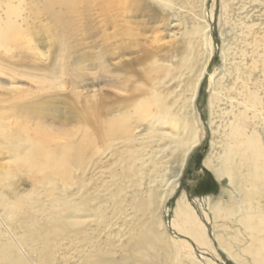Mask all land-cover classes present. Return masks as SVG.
Here are the masks:
<instances>
[{
    "label": "bare ground",
    "instance_id": "obj_1",
    "mask_svg": "<svg viewBox=\"0 0 264 264\" xmlns=\"http://www.w3.org/2000/svg\"><path fill=\"white\" fill-rule=\"evenodd\" d=\"M152 1L162 5V8L171 9L174 4L181 8L183 5V0L182 3L180 0ZM146 2L0 0V50L5 56L23 48L32 53L38 37L50 41L57 48V59L61 60L71 51L70 43L77 32L74 25L76 20L82 22L79 27H82V36L87 38L92 13L93 16L99 14L105 30H116L111 34H106L105 30L101 32L99 49L94 57L96 64H90L83 54L79 61L73 62L72 70L83 74L94 67L100 69L109 74L113 85L116 83L115 88L128 93L120 99L115 98L112 103L94 104L90 111L74 108L63 111L54 104V107H49L54 101L48 97V100L37 104H10L7 107L10 111L0 114V151L9 158L8 164L0 170V264H60L55 253L59 254L63 244L66 253H76L75 264H180L182 261L178 253L170 252L165 236L154 230L157 225L154 213L164 199L154 189L147 190L143 197H134L133 203L127 205L134 210V217L137 215L128 226L129 243L124 246V253H129L127 258L112 259L109 252L96 244L98 230L88 226L92 222L85 223L90 219L95 226L97 222H106L104 204L110 202L115 208V216H126L124 206L118 202V192L122 189L101 202L98 196L88 194L92 180L89 164H93L100 143L108 142L106 148L109 149L115 139L134 140L129 124L131 114H135L136 123L146 121L147 138L141 139V149L150 148L153 157V143L157 150L164 142L168 143L161 150L167 148L175 153L176 158L184 159L199 142L194 119L188 117L185 109L196 97L203 68L193 74L195 78L188 77L181 93L169 85L171 81L177 82L185 72L190 74L195 70L194 46L206 47V27L199 24L190 32H185L188 37L185 57L178 66L172 64L171 59L169 61L172 53L178 51L175 47L158 45L154 50H147L144 57L148 59V65L141 77L145 88H129L133 70L130 69L132 63L129 61L128 67L123 60L124 51L128 45L139 46L135 42L140 36L135 33L136 29L146 31L144 26H131L134 24L131 18L149 15L150 23L157 22L155 10ZM261 2L264 4V0ZM222 8L228 10L226 2ZM75 17L77 19L73 20ZM247 26L242 27L244 36L236 39L234 53L228 55L231 67L226 70L227 76L211 83L215 92L210 97L209 110L219 122L222 151L213 158H207L205 166L213 171L223 192L230 188L232 191L229 193L241 196L237 208L241 218L237 222L251 239L243 251L252 258L253 264H264V205L252 204L257 198L261 199L264 193V130L261 131L260 124L261 113V123L264 122V30L245 32ZM116 39L121 46L110 47L108 42ZM1 74L6 76L13 88V100L20 99L23 91L17 86V76L24 73H19L9 63H0ZM27 76L30 81L38 80ZM226 77L227 85L224 84ZM39 82L45 85L48 81L40 79ZM187 92L191 93L189 98L185 97ZM181 96L184 98L182 102ZM102 116L109 118L103 119ZM144 141H147L146 145H143ZM138 150L127 155L125 151L120 153L118 162L123 166L122 171L127 179L133 172L145 175L142 167L134 168L135 162L143 159L137 155ZM151 164L155 178H158L161 172L158 159L152 158ZM93 167H96L95 163ZM21 175H26L32 182V189L26 194H18L15 188L14 181ZM150 180L159 183L154 181L156 179ZM95 188L92 193L97 192ZM213 211L220 214L217 218L230 215V211L218 208ZM172 225L197 245H206L205 232L184 196L177 199ZM61 259L66 261L65 256Z\"/></svg>",
    "mask_w": 264,
    "mask_h": 264
},
{
    "label": "rangeland",
    "instance_id": "obj_2",
    "mask_svg": "<svg viewBox=\"0 0 264 264\" xmlns=\"http://www.w3.org/2000/svg\"><path fill=\"white\" fill-rule=\"evenodd\" d=\"M146 1L147 5L150 4V7L155 10L153 12H155V21L157 22L152 21L150 23L149 15H139L131 18L134 23L131 26L133 25L134 28H137V25L142 26V28L144 26L146 31L140 32V29L139 31L136 29L135 33L140 34V36L137 35L139 37L136 38L135 42L139 46L128 45L124 51L126 54L124 53L125 57L123 60L127 62L128 67L130 61L132 63L130 69L133 70V73L130 74L132 77H130L131 80L128 83V87L145 88H143L145 82L141 77L148 65V59L144 57V53L147 50H150V48L154 50L158 45H163L164 47V45L167 46L169 44L168 46L175 47L178 51L172 53L169 61L171 59L170 62L178 66L185 57V43L188 38L186 33L199 24L202 27H206V47L194 46V57L196 58L194 73L189 74L185 72L177 80L179 83L171 81L169 85L172 88L176 87L175 91L181 93L188 77L195 78L193 74H196L200 68H203L204 74L196 90V97L192 101L193 103L191 102L190 106L185 109L188 117L194 119L199 135V142L184 159L176 158L175 153L168 151L167 148L166 150L164 148L161 150L168 143L164 142L160 150H157V146L153 143L151 145L153 154L155 155L153 157L150 148L141 149V139L147 138L146 121L141 120L136 123L135 114H131L130 116L132 117L129 120V124L134 140L132 141L131 139L129 141L128 139L125 141V138L115 139L111 143L112 147L109 149L106 148L108 142L100 143L99 152L93 157V164L95 163L96 167L94 168L93 164H89V174L92 176V180L89 184L90 191L88 194L90 196H98V200L101 202L102 200L111 198L113 192L116 193L122 189V191L118 192V202L124 206L126 216H115V208L112 207L113 203L110 202L104 204V209H106L105 215H107L106 222H97V226H95V223L90 219L85 223L92 222L88 226L98 230L96 244H100L105 251L109 252L112 259L127 258L129 253L127 251L124 253V246L129 243L127 231L130 224L137 217V215L134 217V210L130 206L127 207V205L133 203L134 197H143L147 190L154 189L161 196H164L159 208H156L154 213L157 220L154 230L165 236L170 252L172 250L173 252L175 251L182 259L180 264H253L252 258L243 251L249 246L251 239L241 224L237 222L241 218L237 209L241 196L233 192L232 194L231 192L229 193V191H232L230 188L228 191L225 190L223 192L220 182L216 179L213 171L205 166V160L211 156L213 158L217 152L222 151L219 145V138H221L218 134L220 131L218 127L219 122L216 120V115L211 114V110H209L210 97L215 92L212 84L222 79L223 76H227L226 70L231 67L230 62H228V55L234 51L235 42L244 36L242 27L248 25V29H245V32L246 30L247 32L249 30L254 32L264 30V4L261 0H183L181 8L174 4L171 10L169 7L163 6L166 9L162 8V5L160 6L155 1ZM180 1L182 3V0ZM224 2L227 3V11L222 8ZM93 13L90 18L92 22L90 20L88 22L89 26L87 29L89 30V36L87 38L82 36V27H79L82 22H78L76 20L77 17L73 18V20H76L74 25L77 32L74 36V41L70 43L71 51L61 60H58L56 57L57 48L45 38L37 37L35 39V50L30 54L26 48L7 54L6 56L5 54L3 55V50H0V63L4 65L9 63L19 73H24L23 76H17V86L23 91V98L21 97L18 100H13L15 93H13V88L10 86L6 76L0 75V114L10 111L7 109L10 104H26L28 102L37 104L49 98V100L54 101V103L48 104L49 107L57 105L63 111L73 108L78 111H90V108L94 104L112 103L114 100L120 99L121 96L128 95L127 92H120V90L115 88L116 83L114 82L113 85V81L108 78L109 74L104 73L100 69H95L94 67L83 74L78 70H72L74 69L72 67L74 65L73 62L79 61L83 54L87 56L90 64H96L94 57L97 55V50L99 49V37L105 29L99 14L97 16L94 14L93 16ZM119 24L122 25V23H118L117 25ZM115 30L107 28L104 32L111 34ZM116 40L108 42L109 46L114 47L118 45L120 41L116 42ZM125 42L127 41H122V43ZM227 50L230 51L228 52ZM225 57H227L226 60ZM62 69L65 71H62ZM27 75L33 76L38 80L34 79L30 81ZM40 79L48 81L45 84L46 88L44 84L39 82ZM224 80V84L227 85L226 80H228V77ZM50 82L54 84L49 85ZM179 84L181 87H178L180 86ZM190 96V92L185 93V97L189 98ZM180 101H184L182 96L180 97ZM187 104H189V101ZM48 105L44 107H48ZM126 114L129 116V113ZM260 115L261 131H263L264 122L261 123L263 113ZM107 118L109 117H103V119ZM210 118L213 119L211 120ZM211 122L212 124H210ZM145 142L147 141H144L143 145H146ZM137 150L139 152L137 155L140 159L141 157L143 159L136 161L134 168L142 167L145 175L140 176V174L133 172L129 176V179H127L124 177L122 171L123 166L118 162L120 153L125 151L127 155ZM152 158L158 159L160 163V167L158 166V168L161 172L158 178H155L156 174L153 172ZM8 162L9 158L7 154L0 151V170ZM160 176H162L161 179ZM150 179H156L154 181H159V183L153 182ZM14 182L18 194H26L32 189V182L26 175L19 176ZM94 187H96L97 192L92 193ZM33 190L35 191V189ZM181 196H184L186 201H188L202 230L205 232V246L197 245L172 225L173 210L177 199ZM252 204L263 206L264 193L261 199L257 198ZM214 208L230 211L228 212L230 215L225 218H217L220 214H216L217 211L214 212ZM124 225H127V228ZM60 247L59 254H57L59 257L56 255L58 252L55 253V257L58 258L60 264L77 263L76 253L73 251H67L66 253L64 244ZM111 251L113 252L111 253ZM64 256L66 257V261L61 259Z\"/></svg>",
    "mask_w": 264,
    "mask_h": 264
}]
</instances>
